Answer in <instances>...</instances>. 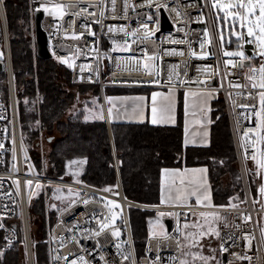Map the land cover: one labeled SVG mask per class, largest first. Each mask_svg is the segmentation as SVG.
Returning a JSON list of instances; mask_svg holds the SVG:
<instances>
[{"label":"built area","instance_id":"2783aa9c","mask_svg":"<svg viewBox=\"0 0 264 264\" xmlns=\"http://www.w3.org/2000/svg\"><path fill=\"white\" fill-rule=\"evenodd\" d=\"M28 1L34 19L36 9L33 6L48 0ZM55 1L65 6L62 16L55 18L44 11L42 19L49 51L61 60H72L71 79L74 83L98 82L104 106L105 86L149 85L222 94L245 201L234 207H212L219 215L217 246L226 253L223 264H264V207L257 205L252 197L245 174L246 162L256 155L257 147L249 137L255 138L261 130L258 127V121L262 119L259 93L264 91L252 87L253 83H260V73H253L252 69L264 66V57L245 54L244 57L251 60L246 65L247 59L243 57L224 55L209 0ZM163 13L173 28L163 30L157 36ZM194 23H205V26L197 27ZM125 40L129 41L127 52L111 49ZM32 41L37 56L35 23ZM105 42H108V48L103 46ZM228 48L236 49L229 45ZM237 50H244V42ZM106 61L109 79L104 77ZM0 63V264L12 251L19 252L26 264H35L30 205L39 184L63 186L79 192L58 207L54 220L47 222L48 264H73L74 261L76 264H182L181 220L190 219L191 211H205L207 207L153 205L127 199L116 155L117 190L114 193L36 172L37 167L20 128L4 0H0ZM234 64L242 66L234 67ZM147 66L152 70H147ZM143 72L152 73V77H142ZM157 73L159 81H156ZM250 76L252 80L248 79ZM215 78L217 85L198 82ZM151 80L153 84L146 83ZM247 81L251 85H247ZM28 181H31L30 185ZM45 196L48 214L47 194ZM106 199L121 203L120 219L114 221ZM129 206L171 211L168 216L173 218L170 231L152 233L147 237L141 255L134 246ZM102 224L107 225L103 230ZM117 230L119 235H113Z\"/></svg>","mask_w":264,"mask_h":264},{"label":"trees","instance_id":"16d2710c","mask_svg":"<svg viewBox=\"0 0 264 264\" xmlns=\"http://www.w3.org/2000/svg\"><path fill=\"white\" fill-rule=\"evenodd\" d=\"M39 4L34 9H41ZM14 71L16 100L23 141L37 170L40 135L46 145L45 175L74 181L114 193L117 190L116 155L123 192L127 199L143 204L162 205V171L165 168L206 166L212 190L213 207L242 204L245 191L238 166L232 131L221 93L213 92L210 103V143L207 146L184 142L183 96L179 97L177 121L173 125L150 121H112L110 136L101 89L98 82L76 84L71 79L72 60L35 56L32 41V16L28 0H4ZM37 7V8H36ZM244 42L231 36L228 44L239 49ZM108 48V42L103 45ZM115 48H118L117 45ZM104 77L109 79L106 61ZM152 86H105V99L111 94H149ZM91 95L89 96V92ZM85 96L79 104L80 96ZM107 102V101H106ZM103 116V119L100 117ZM264 118V111H262ZM264 136V128L254 138ZM52 137L51 141L47 139ZM79 159L84 165L73 173ZM75 162V163H73ZM251 188L259 181L255 170H248ZM36 197V196H35ZM30 205L31 239L35 264H47L44 196ZM57 210L51 212L52 220ZM160 210L128 208L134 246L144 251L147 237L162 222ZM39 228V229H37ZM20 239L23 236L20 234ZM214 256L220 262V253ZM17 251L8 253L3 264H23Z\"/></svg>","mask_w":264,"mask_h":264},{"label":"rangeland","instance_id":"374dc122","mask_svg":"<svg viewBox=\"0 0 264 264\" xmlns=\"http://www.w3.org/2000/svg\"><path fill=\"white\" fill-rule=\"evenodd\" d=\"M213 15L216 17L217 21V31H218V37L221 43V49L222 52H243L245 56L244 50H237V49H229L228 44L231 41V36L237 39V34L244 35L247 34V26L241 27L239 21L232 20L231 16L225 17V12L222 8L219 7H213V4L215 3V0H209ZM230 0H221L222 4L229 3ZM29 3V1H28ZM29 6L31 8V5L29 3ZM38 6H40L41 9L45 11L47 15H52L55 18H60L64 12V4L58 3L55 0H48L40 3ZM60 6V7H57ZM37 8V7H36ZM55 13V15H53ZM257 10V15H258ZM252 19H255V17H252ZM33 23H35V16L34 19H32V26ZM207 38L209 39V31L206 30ZM257 35L259 33L257 32ZM250 41L254 44V57H264L262 55H259V53L262 51V49L257 47V44L255 42V37H250ZM228 43V44H227ZM129 46V41L125 40L122 42H119L117 44L118 48H111L115 52H127ZM227 56V55H225ZM232 57V56H227ZM147 70L151 71L152 68L147 66ZM158 72V70H157ZM156 81H159V76L157 73ZM199 83L209 84V80H200ZM150 83L153 84V81L151 80ZM247 85H251L249 81H247ZM146 86V85H144ZM149 86V85H147ZM211 93V92H207ZM91 95V91L89 92V96ZM212 95V93H211ZM85 96H80L79 104L82 103V100H84ZM104 105V103H103ZM105 109V106H104ZM44 134L42 133L39 138V144L37 146V153L40 157L41 161V170H37L36 172L38 174L43 175V172L45 173V167H46V145L44 142ZM249 140L254 142V145L257 147L256 150V157L257 159L264 158L261 156V153H264V141L254 140V138L249 137ZM84 165V160L79 159L78 162L74 165L75 170L73 173L78 174L80 169H82ZM253 169L255 170L256 174L258 175L259 181L255 185V187L251 188L250 182L248 180V170ZM245 174L247 178V185L249 188V191L252 195V197L255 199L257 205L264 207V194L260 192V188L264 186V169H260L256 163L255 160H249L245 164ZM61 180V179H60ZM74 182V181H73ZM78 183V182H77ZM40 187H37L35 196L38 197L40 195L44 196V205L46 207V194H47V204L49 205V212L46 213L45 210V228H46V242H47V234H48V220L49 222L52 221V214L51 212L58 210V207H61L62 205H65L68 203L72 198L77 196L79 194L78 191L66 188L63 186H56V185H43L39 184ZM71 190V191H69ZM34 196V197H35ZM35 197V198H36ZM106 204L111 210L112 216L115 217L114 221L121 218L122 215V205L120 202L113 200V199H106ZM109 201H112L113 204H108ZM114 205H119V207H115ZM231 205H238L235 203H232ZM130 207V206H129ZM128 207V208H129ZM208 209L205 212H198L191 216L189 220H181V229H182V244H183V252H182V264H205V261H207V264H219V260L217 257L214 256V252L216 254V248H217V235L213 234L215 232H219V215L218 212L213 209L215 207L213 206H206ZM213 207V208H212ZM139 208V207H137ZM57 212V211H56ZM160 213H164V217L171 214V211H159ZM204 213V216H201L200 214ZM161 216V215H160ZM161 218H163L161 216ZM187 225V227L185 226ZM39 229V228H37ZM166 231L165 225L160 222L157 226H155L152 233H164ZM204 233V235H202ZM203 257L204 259H201ZM20 260L23 264H26L25 259L23 256H20ZM221 262V259H220ZM48 264V263H47Z\"/></svg>","mask_w":264,"mask_h":264},{"label":"crops","instance_id":"0c3cea01","mask_svg":"<svg viewBox=\"0 0 264 264\" xmlns=\"http://www.w3.org/2000/svg\"><path fill=\"white\" fill-rule=\"evenodd\" d=\"M192 93L201 94L207 92L187 91L177 88H153L149 94H111L106 100V119L109 123L111 120L127 122H143L147 120L152 124L173 125L177 121L178 102L182 94L184 142L186 145L207 146L210 143L211 95H190ZM153 94H159L156 96L155 106L157 112L155 116L152 112ZM141 97L144 99L141 100ZM109 109L112 110L111 114H109ZM154 118L158 121L157 123L152 122ZM201 169L206 171H199ZM176 172L183 174L182 177L174 175ZM181 178L184 179V184L180 183ZM193 191L200 195V204H197L195 196H188L187 200L177 202V196H183L186 192ZM205 195L209 197L208 201L203 199ZM161 198L162 205L213 206L212 190L208 181L207 167H171L163 169ZM205 211H191V216L195 213ZM216 249L219 251L221 257L222 252L218 246Z\"/></svg>","mask_w":264,"mask_h":264},{"label":"snow or ice","instance_id":"6c2138e0","mask_svg":"<svg viewBox=\"0 0 264 264\" xmlns=\"http://www.w3.org/2000/svg\"><path fill=\"white\" fill-rule=\"evenodd\" d=\"M57 7H60V6H57ZM213 7L222 8L223 11L225 12V17L227 18V17L231 16L232 20L239 21L241 27L247 26V35L249 37H255V42L257 44V47L262 49V51L259 53V55L264 56V0H230V2L227 4H222L221 0H215ZM257 10L259 13L258 15H257ZM53 15H55V13H53ZM252 17H255V19H252ZM257 32L259 33V35H257ZM237 38L241 39L242 35L237 34ZM225 55H227V56H240V57L247 59V57H244L243 52H226ZM233 66L237 67V66H242V65L234 64ZM252 72L253 73L259 72L260 73V83L259 84L253 83L252 87H254V88L258 87L260 89H264V66H261V68H259V69H252ZM248 79L252 80L253 77L250 76V77H248ZM230 86H233V85H230ZM234 86L240 87V85H234ZM157 95H159V94H153L152 112H153L154 116L157 112V108L155 106ZM190 95H211V93H201V94L192 93ZM259 95H260L261 109H262V111H264V91H261L259 93ZM140 99L143 100L144 98L141 97ZM165 99H167V97H165ZM111 111L112 110L109 109V114H111ZM257 115L259 116L260 114L257 113ZM100 118L103 119V116H101ZM152 122L157 123L158 121L154 118ZM258 127L264 128V118H262L260 121H258ZM245 135H248V134L245 133ZM259 139L261 141H264V136H261ZM261 156L264 157V153H261ZM252 159L256 161V163L260 169H264V158L257 159V157L255 155H253ZM73 163H75V162H73ZM194 171H196V170H194ZM199 171L203 172L206 170L201 169ZM174 175H176L178 177H182L183 174L176 172ZM27 183L30 185L31 181H28ZM180 183L181 184L185 183L183 178L180 179ZM37 187H40V185H37ZM69 191H71V190H69ZM104 191H112V189H104ZM260 192L262 194H264V186H262L260 188ZM188 196H195L197 204L201 203V197L195 191L186 192L183 196H177L176 200H177V202H182L184 200H187ZM203 199L205 201H208L209 197L207 195H205L203 197ZM85 203H87V201H85ZM108 204H113V202L109 201ZM114 206L117 208L119 207V205H114ZM232 206L234 207L235 205H232ZM160 215L163 216L165 214L160 213ZM200 215L204 216L205 214L201 213ZM113 219H115V217H113ZM185 226L187 227V225H185ZM104 227H107V225L102 224L101 230H103ZM178 230L179 229H177V231ZM112 234L115 236H118L119 231L118 230L114 231ZM213 234L219 235L218 232H215ZM202 235H204V233H202ZM262 235H264V233H262ZM201 259H204V258L201 257ZM73 264H76V262L74 261ZM205 264H207V261H205Z\"/></svg>","mask_w":264,"mask_h":264},{"label":"water","instance_id":"95a60500","mask_svg":"<svg viewBox=\"0 0 264 264\" xmlns=\"http://www.w3.org/2000/svg\"><path fill=\"white\" fill-rule=\"evenodd\" d=\"M43 17H44V10L43 9L36 10V13H35V33H36V43H37V55L42 57V58H49V57H51V53H50L49 48H48L47 33H46V31L43 27V24H42ZM194 26L204 27L205 23H194ZM172 28H173V25L171 24L168 17L163 13L162 18H161V27L157 31L156 35L159 36L163 30L172 29ZM253 50H254V44L250 41V37L245 33L244 34V52L248 56H251L253 54ZM250 61L251 60L248 58L245 61V64L249 65ZM1 69H2V64L0 63V70ZM217 83H218V80L216 78L209 82L210 85H217ZM200 84L203 85L204 83H200ZM107 123H108V127L110 130V136L113 139V134L111 132V124L108 121H107ZM52 139H53L52 137H49L47 140L51 141ZM163 221H164V225L166 227V230L170 231L173 227V218L170 216H166V217H164ZM225 260H226V253L222 252V254H221L222 264L225 262Z\"/></svg>","mask_w":264,"mask_h":264},{"label":"bare ground","instance_id":"6f19581e","mask_svg":"<svg viewBox=\"0 0 264 264\" xmlns=\"http://www.w3.org/2000/svg\"><path fill=\"white\" fill-rule=\"evenodd\" d=\"M141 76L144 77V78H146V79H148V78H151L152 77V73H145V72H143Z\"/></svg>","mask_w":264,"mask_h":264}]
</instances>
